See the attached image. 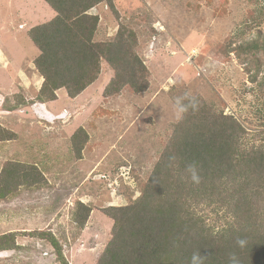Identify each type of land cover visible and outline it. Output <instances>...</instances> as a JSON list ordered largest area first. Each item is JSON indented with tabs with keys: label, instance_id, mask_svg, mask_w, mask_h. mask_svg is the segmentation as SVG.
<instances>
[{
	"label": "rangeland",
	"instance_id": "rangeland-1",
	"mask_svg": "<svg viewBox=\"0 0 264 264\" xmlns=\"http://www.w3.org/2000/svg\"><path fill=\"white\" fill-rule=\"evenodd\" d=\"M114 6L117 17L104 5L89 11L99 18L94 40L112 39L120 25L131 30L147 90L104 99L113 71L103 63L97 81L75 99L61 90L55 102L13 109L30 102L42 83L27 32L54 13L41 0H0V127L15 134L0 142V170L15 162L43 176L40 188L20 187L0 203V235L16 233L21 246L1 252L0 264H58L49 243L25 236L40 230L60 240L69 264H96L112 225L103 210L140 195L179 121L174 100L186 92L232 115L250 143L264 129V58L260 70L247 69L232 51L264 34L262 0H114ZM78 128L88 136L80 156L70 140ZM77 203L91 209L81 231L72 220Z\"/></svg>",
	"mask_w": 264,
	"mask_h": 264
},
{
	"label": "trees",
	"instance_id": "trees-1",
	"mask_svg": "<svg viewBox=\"0 0 264 264\" xmlns=\"http://www.w3.org/2000/svg\"><path fill=\"white\" fill-rule=\"evenodd\" d=\"M41 1L54 15L27 36L38 51L32 64L42 83L30 102L21 101L13 109L55 102L60 90L75 99L97 81L103 63L113 71L102 92L104 99L122 90L135 95L147 90L146 69L131 30L120 25L112 39L94 40L99 18L89 11L104 5L117 17L114 0ZM232 51L239 60L244 58L247 69L260 70L264 34L257 32L250 41L236 43ZM197 100L198 111L190 110L173 126L140 195L129 205L103 210L112 225L96 264H189L196 251L207 259L205 264H228L230 253L240 264H264V129L250 143L249 133L232 115ZM14 137L0 127V142ZM87 138L83 128L71 136L77 156ZM171 154L178 157L176 167L168 166ZM193 162L201 176L198 185L186 178L185 167ZM42 182L35 166L5 162L0 170V203L20 187L40 188ZM90 212V207L77 203L72 220L78 230L84 229ZM27 235L49 243L56 263L69 264L51 232ZM16 237V233L0 235V253L20 250ZM237 239L246 241L243 248Z\"/></svg>",
	"mask_w": 264,
	"mask_h": 264
},
{
	"label": "clouds",
	"instance_id": "clouds-1",
	"mask_svg": "<svg viewBox=\"0 0 264 264\" xmlns=\"http://www.w3.org/2000/svg\"><path fill=\"white\" fill-rule=\"evenodd\" d=\"M199 101L196 97L186 92L183 96L177 97L174 100V113L177 120L183 119L184 116L191 110L193 112L198 111ZM178 157L175 154H171L168 157V166L176 167ZM187 174L186 178L189 179L193 184H199L201 182V176L196 164L189 163L185 167ZM237 245L243 248L246 244L244 239H237ZM206 258L203 257L199 251H196L190 257L189 264H205ZM228 264H240V260L235 253H230L228 257Z\"/></svg>",
	"mask_w": 264,
	"mask_h": 264
},
{
	"label": "crops",
	"instance_id": "crops-1",
	"mask_svg": "<svg viewBox=\"0 0 264 264\" xmlns=\"http://www.w3.org/2000/svg\"><path fill=\"white\" fill-rule=\"evenodd\" d=\"M42 82V81H41ZM61 91V90H60Z\"/></svg>",
	"mask_w": 264,
	"mask_h": 264
}]
</instances>
